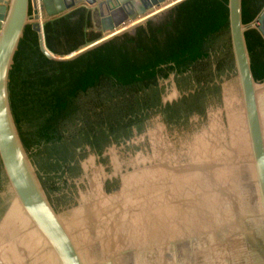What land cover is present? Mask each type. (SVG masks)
Returning <instances> with one entry per match:
<instances>
[{
    "label": "water",
    "instance_id": "obj_1",
    "mask_svg": "<svg viewBox=\"0 0 264 264\" xmlns=\"http://www.w3.org/2000/svg\"><path fill=\"white\" fill-rule=\"evenodd\" d=\"M29 1H22V20L10 19V3L0 1L1 19L8 7L0 29V160L11 192L0 216V264H264V82L253 77L244 37L256 28L264 38V9L245 26L241 0H228L236 73L220 75L223 97L207 103L204 115L197 111L171 121L158 116L167 122L166 131L156 125L148 132L147 124L139 134L126 133L124 142L112 137L107 152L113 170L90 152L81 162L82 176L72 183L68 165L48 171L40 159H28L12 117L8 73L25 25L38 31L48 58L69 60L126 31L134 33L170 3L31 0L29 15ZM77 7L100 20L103 37L67 55L50 52L40 25ZM146 12L141 21L115 31ZM177 96L173 86L162 91L163 100ZM129 139L133 151L125 145ZM112 174L118 186L107 191L104 182ZM40 179L56 186L49 200ZM7 203L0 202V211Z\"/></svg>",
    "mask_w": 264,
    "mask_h": 264
},
{
    "label": "trees",
    "instance_id": "obj_2",
    "mask_svg": "<svg viewBox=\"0 0 264 264\" xmlns=\"http://www.w3.org/2000/svg\"><path fill=\"white\" fill-rule=\"evenodd\" d=\"M227 4L228 0H184L162 22L149 20L134 33H124L69 60L43 54L37 32L27 23L13 55L7 89L28 159L38 158L39 166L58 172L76 161V149L91 142L90 137L96 148L101 147L109 133L134 122L129 117L147 104V92L170 72L203 70L206 83L214 74L236 73ZM263 9L264 0H241L242 23L249 26ZM71 15L44 24L50 52L67 54L83 42V23L71 20ZM244 37L253 77L264 82V38L256 28H248ZM70 166L67 177L72 179L80 169L77 162ZM39 181L49 200L50 190H56L54 182L46 186ZM4 199L8 203L0 216L11 199L0 160V202Z\"/></svg>",
    "mask_w": 264,
    "mask_h": 264
},
{
    "label": "flooded vegetation",
    "instance_id": "obj_3",
    "mask_svg": "<svg viewBox=\"0 0 264 264\" xmlns=\"http://www.w3.org/2000/svg\"><path fill=\"white\" fill-rule=\"evenodd\" d=\"M29 8H30L29 15H31L32 14L31 3H29ZM68 14H72L71 16H69L71 20L74 21L76 19H79L81 22V25L83 23L82 38L84 40L82 43L78 44L77 47H75L72 51L77 49L80 45L84 44L85 42L93 41V40L103 37L104 32H102V26H101L100 20L98 18H95V16L90 12V10H88L85 7H77L69 13H66L61 16L44 21V23L40 25L42 28V34H43L44 24L47 21H54L60 18L62 19L68 16ZM30 19H32V16L30 17ZM86 20L87 22L85 23ZM132 23L130 25H132ZM28 24H30L31 28L35 30L32 23L29 22ZM36 32L38 34V31ZM215 70H216V66L213 68V71ZM203 76H205V72L202 70V73H194L193 71H189V72H184L181 75L175 74L174 72H170L167 78H159L157 80V84L155 85V87L157 88L156 89L150 88V90L146 94L147 104L145 106H142L141 108L139 107L140 109L138 110L136 115L134 116L131 115L132 117L131 116L129 117L134 122H131L129 124V121H127L126 124L123 125V127H120L119 129H117V131L109 133L108 138L104 142L105 144L99 148H96L95 144H93L94 148H91V151H88L86 149V144L88 143H84V144L82 143L83 145H81L80 147L76 149V151L79 154L77 156L76 161H72L70 165H74L75 162H77L79 165L80 171L74 178L71 179L72 183H74L75 179L82 176L83 170H82L81 162L87 155H89L90 152L93 153L94 156L97 157L98 162H100L103 166H105L106 168L110 166V168H112L113 170L112 159L108 162V159H110L111 156H110V153L107 152L108 151L107 149H109L108 147L112 144V141H113L112 137H114L117 140L123 139L121 142H124L126 140L124 137H130V135H126V133L139 134L144 129V128L142 129V127L143 126L145 127V125L147 124H149V126L146 129L147 131L154 129L156 125L162 126L164 128V129L162 128L163 131L164 130L166 131L167 122L164 120V118L167 121L169 120L171 121L174 118H178V119L187 118L188 119V117L192 115L193 112H195L193 115H199V114L204 115V113H206L207 110L209 109V105H207V103H209L210 101L211 102L215 101V99L219 100L221 97H223L224 85L222 88V80H220L221 76L219 75L216 76V74H214L213 76H211L212 78H211L210 83H206L205 82L206 77H203ZM232 76L233 75L231 74V77ZM166 85L173 86L174 89L178 90V96L175 99L163 100L162 91L165 90ZM228 86L232 87V85H228ZM221 104L222 103H220V105ZM197 111L199 114L197 113ZM158 116L164 117L162 118V121L159 120ZM152 121L153 123L150 125ZM206 124H207V121L202 123L201 126L202 125L206 126ZM199 128L194 131L197 132ZM122 133H125V134H122ZM145 137L148 138L149 140L148 133L147 135H145ZM90 139L94 141L93 137H90ZM132 142L133 141L129 139L128 141H126V144H125L126 147L129 148V150L131 151H133L135 148L133 146V144L135 143L134 142L132 143ZM116 143L117 142H115V144ZM139 151H142V150L136 149L134 152L138 153ZM134 152H131L132 155L134 154ZM184 160L186 161L187 159H184ZM70 165L68 166V168L71 167ZM114 175L115 174L108 175L106 181L104 182L105 190L110 191V190H114L117 188L118 183ZM117 176H119V179H120V175L117 174ZM119 182H121V179L119 180Z\"/></svg>",
    "mask_w": 264,
    "mask_h": 264
},
{
    "label": "bare ground",
    "instance_id": "obj_4",
    "mask_svg": "<svg viewBox=\"0 0 264 264\" xmlns=\"http://www.w3.org/2000/svg\"><path fill=\"white\" fill-rule=\"evenodd\" d=\"M1 1V0H0ZM22 1L23 0H8V2L10 3V16H9V18L10 19H13V20H22L21 18H20V16H21V8L24 6V3L22 4ZM176 0H167L166 1V4L167 3H173V2H175ZM3 2L5 3L6 2V0H3ZM1 3V2H0ZM166 7V6H165ZM164 7V8H165ZM164 8H163V10H164ZM157 9V8H156ZM155 14H159V13H161L162 12V9H159V10H155ZM7 13H8V7H7V9L5 10V13H4V17L1 19V16H2V14H3V11L2 10H0V21H1V25H0V29H1V27H2V24H3V22H4V20L5 19H7ZM148 12H146L145 14H143V15H139V16H137L136 18H134V19H132L131 21H128L125 25H121L118 29H116L115 31L116 32H118V31H120L121 29H124V28H127V27H129V26H131L130 24L133 22V21H135V20H137L138 18H140L141 16H145L146 14H147ZM115 32V33H116Z\"/></svg>",
    "mask_w": 264,
    "mask_h": 264
},
{
    "label": "rangeland",
    "instance_id": "obj_5",
    "mask_svg": "<svg viewBox=\"0 0 264 264\" xmlns=\"http://www.w3.org/2000/svg\"><path fill=\"white\" fill-rule=\"evenodd\" d=\"M29 3H31V0H30V2ZM173 3H175V2H173ZM172 3H170L169 5H171ZM169 5H167L166 7H168ZM165 7V8H166ZM164 8V9H165ZM171 9L169 8V9H167V10H163L162 9V12H161V14L158 16V17H156V18H154L152 21H153V23L155 22V23H160V22H162L163 20H165L168 16H169V11H170ZM154 13H156V12H154ZM154 13H151V14H154ZM144 18V16H141L140 18H138L137 20H135L133 23H132V25L133 24H135V23H137V22H139V21H141L142 19ZM151 21V20H150ZM142 23V22H141ZM145 24V23H144ZM125 33H129L130 34V32L129 31H126ZM124 34V33H123ZM123 34H121V35H123ZM121 35H118V36H121ZM117 37V36H116ZM115 38V37H114ZM112 39V38H111ZM43 40H44V37H43ZM44 44H45V42H44ZM67 55V54H66ZM63 56H65V55H63Z\"/></svg>",
    "mask_w": 264,
    "mask_h": 264
}]
</instances>
